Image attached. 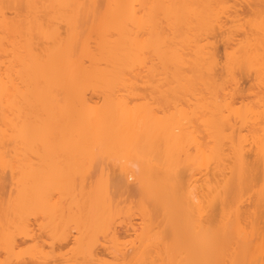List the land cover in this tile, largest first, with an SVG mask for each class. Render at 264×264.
Returning a JSON list of instances; mask_svg holds the SVG:
<instances>
[{
	"label": "bare ground",
	"instance_id": "obj_1",
	"mask_svg": "<svg viewBox=\"0 0 264 264\" xmlns=\"http://www.w3.org/2000/svg\"><path fill=\"white\" fill-rule=\"evenodd\" d=\"M0 264H264V0H0Z\"/></svg>",
	"mask_w": 264,
	"mask_h": 264
}]
</instances>
